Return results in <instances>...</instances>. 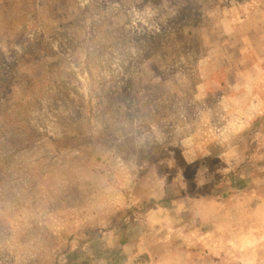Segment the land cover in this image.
I'll list each match as a JSON object with an SVG mask.
<instances>
[{
	"label": "rangeland",
	"instance_id": "obj_1",
	"mask_svg": "<svg viewBox=\"0 0 264 264\" xmlns=\"http://www.w3.org/2000/svg\"><path fill=\"white\" fill-rule=\"evenodd\" d=\"M0 264H264V0H0Z\"/></svg>",
	"mask_w": 264,
	"mask_h": 264
}]
</instances>
